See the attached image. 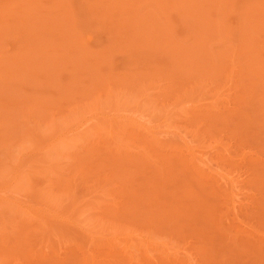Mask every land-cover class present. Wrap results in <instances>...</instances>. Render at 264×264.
I'll return each mask as SVG.
<instances>
[{"label":"rangeland","instance_id":"374dc122","mask_svg":"<svg viewBox=\"0 0 264 264\" xmlns=\"http://www.w3.org/2000/svg\"><path fill=\"white\" fill-rule=\"evenodd\" d=\"M0 264H264V0H0Z\"/></svg>","mask_w":264,"mask_h":264}]
</instances>
